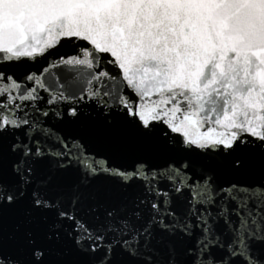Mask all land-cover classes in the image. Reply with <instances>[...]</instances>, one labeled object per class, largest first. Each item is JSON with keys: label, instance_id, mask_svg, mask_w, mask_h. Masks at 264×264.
Returning <instances> with one entry per match:
<instances>
[{"label": "snow or ice", "instance_id": "obj_1", "mask_svg": "<svg viewBox=\"0 0 264 264\" xmlns=\"http://www.w3.org/2000/svg\"><path fill=\"white\" fill-rule=\"evenodd\" d=\"M89 104L158 161L47 123ZM0 264H264V0H0Z\"/></svg>", "mask_w": 264, "mask_h": 264}, {"label": "water", "instance_id": "obj_2", "mask_svg": "<svg viewBox=\"0 0 264 264\" xmlns=\"http://www.w3.org/2000/svg\"><path fill=\"white\" fill-rule=\"evenodd\" d=\"M75 54H77V50L74 47L67 44L58 45L29 67L39 73L51 60H58L61 56L68 57ZM41 94L43 95V93ZM40 107H46L43 101L40 102ZM109 119L111 123L106 122V118L98 113L96 107L89 104L75 120L69 118L57 120L50 115L47 123L65 139L78 140L86 147L87 152L98 158L106 157L112 164L129 167L138 159L158 161L161 149L154 138L140 136L119 114L113 113ZM177 155L179 154L177 153ZM259 178L258 173L256 175L219 173L217 183L221 185L230 182L250 183ZM22 215V209L10 211L5 219L6 231L11 232Z\"/></svg>", "mask_w": 264, "mask_h": 264}]
</instances>
